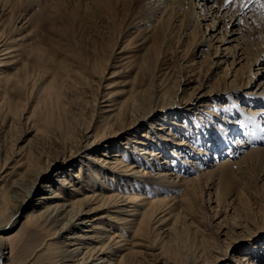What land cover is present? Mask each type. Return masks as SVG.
I'll use <instances>...</instances> for the list:
<instances>
[{
	"label": "rangeland",
	"instance_id": "obj_1",
	"mask_svg": "<svg viewBox=\"0 0 264 264\" xmlns=\"http://www.w3.org/2000/svg\"><path fill=\"white\" fill-rule=\"evenodd\" d=\"M149 3L0 0V192L4 215H15L0 227L7 252L12 242L31 264H66L70 236L107 237L108 228L127 241L101 256L111 264H264V141L254 137L264 103L249 95L264 82V0L210 1L201 28L187 27V8L161 18ZM234 39L248 45L249 62L233 64ZM120 151L145 171L135 184L99 161ZM127 188L161 200L166 222L154 226V216L141 235L115 223L121 202L111 196ZM56 205L103 219L94 233L64 232L67 219L44 225ZM89 242L67 264L102 262L95 249L108 240Z\"/></svg>",
	"mask_w": 264,
	"mask_h": 264
},
{
	"label": "bare ground",
	"instance_id": "obj_2",
	"mask_svg": "<svg viewBox=\"0 0 264 264\" xmlns=\"http://www.w3.org/2000/svg\"><path fill=\"white\" fill-rule=\"evenodd\" d=\"M143 1H146V0H143ZM148 1H150L151 5H152V9H151L150 14H159V15L163 14L161 16V18L169 10L170 11L172 10L173 12H175V9H180L179 11H182L183 9L187 8V10H189V12H187L188 13V16H187V18H188L187 19L188 20L187 27H190L194 23H197V25H199V27L201 28V24H202L201 21L204 20V19L207 20V17H208V13L204 14L206 11L203 9V7L206 6V4L208 2H210V1L212 2L213 0H148ZM198 10H200V13H202L200 16H199ZM249 12L250 11L248 10V12L246 13V16L249 14ZM209 14H210V11H209ZM211 14L213 15L214 13H211ZM231 19H233V18H231ZM248 21H249V18H248ZM249 24H252V21ZM249 24H247V25H249ZM234 25H239V23L235 24V22H234ZM214 31L217 32L218 29H214ZM230 32L228 30V34H230ZM246 32L250 36H252V34H251L252 30H251V28L249 26H248V31H246ZM232 34H240L239 29L233 30ZM253 34H255V33H253ZM250 36H249V38H251ZM223 39H225V37ZM222 41L226 42L227 40H222ZM235 41L237 42L239 40L234 39V41H231V42H235ZM239 43L237 42V44H236L237 46L233 47V48H235L234 49L235 52H237V56L234 57L235 60L233 61V64H235L236 66L241 65V63L246 62V61L249 62V60H250L249 59L250 58L249 54L247 53L248 50H249L248 45H245V48H244V46L241 47L240 46L241 44H239ZM216 49H217L216 53L218 54L219 53V48H216ZM254 50H255V48H254ZM256 58H257V62L259 60L263 61L264 60V51L261 52L259 54V56H256ZM253 61H254V59L252 60V62ZM255 66H257V64ZM258 66H260V65H258ZM258 70H261V72L263 73L264 68L260 67ZM259 75H260L259 73H256L255 75H253L252 78H255L256 76H259ZM263 88H264V82H263V87L261 89L258 88L256 90H253V92L255 94H257V95H253L252 93H249V95L254 97L253 99H250V100H257L258 102L264 103V98H260V97L264 96V92L263 91L261 92V90ZM4 105H5V99L2 96V91L0 90V111H1V109H2V107ZM262 112L264 113V111H261V115L263 114ZM254 113L255 114L256 113H260V111H256ZM241 114L242 115L243 114H248V116H250L251 119L255 117V119H256L255 122H258L257 118H259V117H256V116H254L252 114L244 113V112L241 113ZM263 124H264V121H263ZM255 125L258 127L259 130H258V133L254 137L257 140V143L263 142L264 141V125L261 126V124H259V123H255ZM98 143H99V141L95 140L91 145L92 146L96 145L95 147H97ZM236 145H237V148H238L239 146L240 147L243 146L244 143L242 142V144H236ZM120 153H121V151L117 152L116 154L105 155L106 158H109V159L100 158L99 161L102 162L103 166L108 168L107 170H110L111 172L117 173V176L121 174L123 176H127V178L129 177L127 179L128 182L131 181L133 179V177L135 175H137L138 173H139V175L142 172L144 174L145 171H143V169L136 168V167H138L136 164H132V165L125 164V161H124L125 159L123 158V155H121ZM143 153L146 154V153H149V152L148 151H146V152L143 151L141 154H143ZM152 154L154 155L156 153H152ZM231 164L232 163L230 161H225L224 163H221L218 166L219 167H221V166L222 167L223 166H230ZM101 170H102V168H101ZM101 170L100 169H95L94 172H95V174H97V176L98 175L100 176ZM101 177H103V176H101ZM104 177H105V175H104ZM102 179L103 178H101V180ZM92 180L93 179L91 178L87 182V184L90 185V186H93L92 184L94 183V181H92ZM132 181H133L132 183H134L135 180H132ZM62 182H63V186L67 185V186H69V188L74 187V185L71 182H68V180H63V181H61V183ZM15 187L18 188L19 191H23L22 186L17 185ZM33 188H35V186ZM0 190H1V188H0ZM138 191H139L138 189H134L133 190L132 188H129V189L127 188L126 191H124L125 192L124 194L121 193V192L120 193L116 192L115 195L111 196L112 198H119L120 202H121V205L118 208L119 210L117 212H113V213L117 214V216L113 217L112 219H113V221H115V223H120L119 221L124 220V225H130V226L134 227L135 228V233L137 235H141V233H144L150 227L151 221H153L154 216H155V220L157 219V222L154 223V226L156 224L162 225L164 222H166L167 219H166V215H163L166 212V210L161 208V206H162L161 205V200H159V199L158 200L157 199H155V200H153V199L151 200L150 199L149 200L145 195H142ZM18 193H19L18 191H15V194L18 195ZM31 193L27 192L26 196L32 197L33 193L32 194ZM74 193H76V192H73L72 195H74ZM13 197H15V196H11L10 198H13ZM56 197L57 196H52L51 198H56ZM75 197H77V196H75ZM103 197L101 199H103ZM91 198H95V200H98V198H100V197L97 194H93V196ZM44 199H46V198H44ZM26 201H27V199H25L21 203V206H22V204L25 205L24 202H26ZM78 202L79 201L76 200L73 203H78ZM70 205L71 204H69L68 206H70ZM52 209L53 210H51V208L48 207L46 212L51 210L52 211L51 213L53 215L51 214L52 216L49 217L47 219V221H44V223L46 222L44 225H46L48 223L51 228L54 227L55 225H59L60 226V225L65 223L64 219H65V221L67 219L68 222H66L64 224V227H65L64 232H65V230L67 231V229L69 230V228H76V227L79 228V225H85V226H87V228H91L92 230L82 229L81 228V231H83L85 234H87L88 232H93L94 233V231L98 228L97 225H100L101 224V219H103L102 217L101 218L93 217L91 219L82 221V216L85 213H87V212L81 211L80 213H78V212H75L74 209H71V210L68 211V208H65L64 205H61V206L60 205H56ZM5 210H6V195L3 192H0V227L8 225L11 222H12V225L14 224V220L13 219H14L15 215L12 213L8 217H6L4 215ZM66 213H67L68 218L66 216L64 217V214H66ZM74 213H75V215H74ZM122 215H129V217H132V218H130V219L123 218ZM160 215H162V216L160 218H158ZM109 216H108V218H109ZM59 223H61V224H59ZM39 228L42 229V225H40ZM105 229H106L105 231H103V229H101L100 231H103V233L105 235L109 234L107 237H101V238L95 237L94 238V237H88V236H85V237L76 236V235L70 236L68 239L71 241V243L69 242V244L67 246H69V247L70 246L71 247L74 246L76 248L73 249V250H70L68 248H64L61 251L62 256H63L62 259L64 260L63 263H66V264H67V262H75L76 263L75 258L77 256H80L85 251H87L85 253V255L88 252H90L91 251L90 249H92V248H90L92 243L89 242V241H92L93 243L94 242L95 243H102V241H105V240L107 241L108 240V243H102L103 245H101V247H97L95 250H97L96 256L101 258V259L100 258H97V259H100L102 261V262H99L98 264H111L110 262H105V260H103V257H101V256H107V257L109 256V258H110V256H112L111 254L115 255V253H114L115 249L112 246V243H114V242L121 243V241H124V242H127V241L125 240V238L123 237V235L121 233L118 234L117 232H113L111 229H108V228H105ZM123 229L126 230V226H124ZM167 230H171V228L167 229ZM32 234H33V237L36 235V233H32ZM9 238H11L10 235L0 234V264L4 263V262L7 264L10 261H12L11 264H31V261L29 259H24V258H22V256L20 257V255L22 253L19 254L20 253L19 250H16L17 248H15V246L13 245L12 242H11V248H9L11 250H10V252H7ZM52 259L53 258L50 259V262L52 261ZM242 260H243L244 263L248 260L247 263H245V264H254L247 256H243ZM77 264H80V263L78 262Z\"/></svg>",
	"mask_w": 264,
	"mask_h": 264
},
{
	"label": "snow or ice",
	"instance_id": "obj_3",
	"mask_svg": "<svg viewBox=\"0 0 264 264\" xmlns=\"http://www.w3.org/2000/svg\"><path fill=\"white\" fill-rule=\"evenodd\" d=\"M261 7H264V5H261Z\"/></svg>",
	"mask_w": 264,
	"mask_h": 264
}]
</instances>
